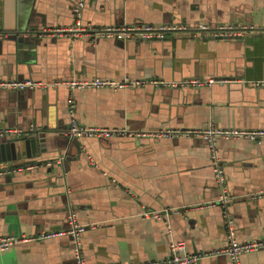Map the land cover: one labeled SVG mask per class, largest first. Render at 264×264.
I'll list each match as a JSON object with an SVG mask.
<instances>
[{
  "label": "crops",
  "instance_id": "0c3cea01",
  "mask_svg": "<svg viewBox=\"0 0 264 264\" xmlns=\"http://www.w3.org/2000/svg\"><path fill=\"white\" fill-rule=\"evenodd\" d=\"M80 1L0 0L2 36L30 28L36 42L35 59L26 62L12 41L0 37V79L44 84L0 89L5 90L0 91V127L35 129L43 136L51 131L46 132L47 152H63L59 174L38 169L15 183L0 179V236L65 229L72 212L86 224L79 238L86 264L159 260L168 252L165 222L140 213L172 207L179 209L169 216L173 235L188 253L221 250L227 243L217 201L222 191L208 142L201 136L145 133L168 127L264 128V0H82L77 15ZM199 23L209 28L198 29ZM129 24L184 25L187 30L133 40L96 34L104 26ZM221 24L256 29L216 37ZM125 76L145 84L80 89L72 117L67 88L54 85ZM210 77L225 81L198 88L181 85ZM72 120L141 134L78 137V145H66L67 135L75 137L68 133ZM215 146L226 177L225 208L235 221L237 239L264 238V142L218 138ZM74 242L69 235L18 242L0 250V264H75ZM199 260L229 264L223 254ZM239 262L264 264V249L240 254Z\"/></svg>",
  "mask_w": 264,
  "mask_h": 264
},
{
  "label": "built area",
  "instance_id": "2783aa9c",
  "mask_svg": "<svg viewBox=\"0 0 264 264\" xmlns=\"http://www.w3.org/2000/svg\"><path fill=\"white\" fill-rule=\"evenodd\" d=\"M82 0L79 2V6L75 8L77 15L80 12ZM81 30H84L83 25L77 22ZM198 29L207 30L209 26L199 23L196 26ZM217 32L214 35L220 34H237L242 33L245 30H255L254 26L241 25L240 28L236 29L233 25H219L216 26ZM68 28L67 30H69ZM74 31H78L76 28H72ZM169 30L185 31L187 26H166V25H122V26H104L97 35H104L106 37H114L121 40H133V39H145V38H162ZM58 32V29L56 30ZM58 34H61L58 32ZM223 79L207 78V79H191L185 82H181V85H189L195 88L201 86H209L215 82H223ZM155 83H163L155 81ZM63 85L67 88L68 95L66 99L67 112L70 117L74 115V96L75 92L80 89H91V88H110L113 90L131 88L145 84L142 79H131L128 76L122 79L114 78H102L93 77L87 79H70L63 82H55L54 85ZM165 84V83H163ZM171 85H176L172 82ZM44 86L41 82H36L31 79L17 80V79H0V89H21L26 87H39ZM68 133L75 137H96V138H110L114 136H137L140 132L128 131L126 128L119 127H98V126H80L76 121L72 120ZM29 134V130L14 127H0V136L17 137L21 138ZM151 137L158 138H179L183 136H201L208 142V148L212 159L214 160L212 170L215 181L221 188V196L217 199L223 208V217L226 228L227 243L224 248L215 252L194 255L190 254L185 250L184 243L177 240L172 231L169 216L172 212H179V209L172 207H164L159 210L144 209L141 211V217L152 218V219H163L166 227L167 236V255L159 260H146L142 262L127 263L121 262L119 264H194L195 261L205 256H216L223 254L229 259L230 264H240L239 256L242 253L257 251L264 249V238H254L249 241H239L236 236V225L235 221L231 217L230 213L225 208V202L227 201V194L223 192L225 188L223 185L226 182L225 171L223 166L219 162L217 157L215 141L218 138H247L257 143L264 142V128L254 129H243V128H213L212 126L205 129H180V128H164L158 131L146 132ZM62 157H58L55 163H60ZM50 164V162H48ZM223 194V195H222ZM261 195L264 192L260 193ZM211 203H207L209 206ZM68 226L65 229L55 231H41L35 235H21L16 237L13 235L0 236V250H6L18 242L36 241L42 240L54 236L69 235L75 241L73 245L74 249V263L75 264H86L85 259L80 249L79 238L82 232L86 229V224L77 222L75 214L70 212L67 215Z\"/></svg>",
  "mask_w": 264,
  "mask_h": 264
},
{
  "label": "water",
  "instance_id": "95a60500",
  "mask_svg": "<svg viewBox=\"0 0 264 264\" xmlns=\"http://www.w3.org/2000/svg\"><path fill=\"white\" fill-rule=\"evenodd\" d=\"M1 33L2 32H0V37H3L2 39L13 42L19 59L26 62L35 59V35L30 28H17L6 34L5 37L2 36ZM222 36L218 35L216 37ZM68 127H70V123L68 124ZM46 132L51 131H45L44 136L42 132L35 129L32 130L29 135L21 138L0 136V179H3L6 183H15V179L18 176L23 175L24 179H27L31 176L29 175V172H34L38 169H41L46 173H60L59 170H61V163L56 164L55 160L62 156L63 152L59 150L58 153L56 152V154L51 155L50 152H47L48 137L46 136ZM66 138V145H78L77 137H70L67 135ZM56 144V140L53 138L52 145L55 146ZM47 162H50V164ZM3 186L4 184H1L0 188ZM195 264H200V260L197 259Z\"/></svg>",
  "mask_w": 264,
  "mask_h": 264
}]
</instances>
